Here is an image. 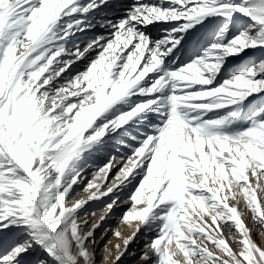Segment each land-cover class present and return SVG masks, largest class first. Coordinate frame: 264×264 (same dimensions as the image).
I'll return each mask as SVG.
<instances>
[{"label": "snow or ice", "instance_id": "snow-or-ice-1", "mask_svg": "<svg viewBox=\"0 0 264 264\" xmlns=\"http://www.w3.org/2000/svg\"><path fill=\"white\" fill-rule=\"evenodd\" d=\"M113 7L0 0V264H264V0Z\"/></svg>", "mask_w": 264, "mask_h": 264}, {"label": "rangeland", "instance_id": "rangeland-1", "mask_svg": "<svg viewBox=\"0 0 264 264\" xmlns=\"http://www.w3.org/2000/svg\"><path fill=\"white\" fill-rule=\"evenodd\" d=\"M130 2V0L128 1V3ZM112 11V10H111ZM119 11H117L116 13H119ZM104 31V29L100 28V27H97L95 28L94 30L92 31H87V32H84V33H81L79 34V38L81 40H84V41H87L91 38H93L94 36L102 33ZM82 37V38H81ZM255 56H264V53H256ZM255 56H252V57H245L244 59L242 60H230L229 61V64L227 66V72H232V71H235L237 69H240L243 67V65L245 63H247V61L249 59H254ZM79 68H82L83 65H78ZM227 74V73H225ZM261 102H264V97L262 98H257L254 103L256 104H259ZM129 192L128 190H125V192L122 194V199H125L127 196H128ZM82 196L84 195H87L86 193H81ZM77 199H79L80 197H76ZM129 203H121L119 207H116L114 209V212L113 214L107 219V221L104 223V227H108L109 225L111 226H115L117 224V219L118 217L121 216V214L129 207ZM102 207V204L100 202H92L90 206H88V211L91 212L93 209H98ZM99 211L97 212V216H99ZM250 217H251V213L248 214V217L246 218V222L248 220H250ZM120 229L121 231L123 232L124 234V237H127L129 235H131L133 229L132 228H128L126 225L124 224H121L120 225ZM103 231V228L102 229H99L96 233L97 237H99V234L100 232ZM252 235H253V238L258 242V243H261L262 242V236L257 233L255 231V229L253 230L252 232ZM111 239V243L109 244V247H112L113 248V252H115V248H114V245L117 244V243H120L122 244L123 243V240L122 238H117L116 236H114L111 232L108 233V235L104 238V240H101L100 243L101 245L104 244L105 241H107L108 239ZM144 237L141 236L140 239H139V242L138 243H133L130 248L136 252V256L132 257V256H129V257H126L124 260H123V264H144L143 261H140L139 260V256H140V253L141 251L143 250V247H144ZM234 247V245H233Z\"/></svg>", "mask_w": 264, "mask_h": 264}, {"label": "bare ground", "instance_id": "bare-ground-1", "mask_svg": "<svg viewBox=\"0 0 264 264\" xmlns=\"http://www.w3.org/2000/svg\"><path fill=\"white\" fill-rule=\"evenodd\" d=\"M128 1L129 0H112V3L114 5L112 11L117 12V11L121 10L123 5L127 4ZM152 31L155 33L158 31V28L154 27V28H152Z\"/></svg>", "mask_w": 264, "mask_h": 264}]
</instances>
